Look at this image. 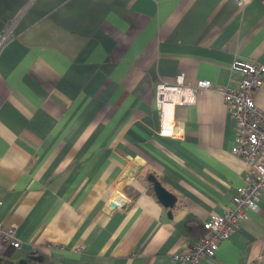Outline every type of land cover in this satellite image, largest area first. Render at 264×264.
Returning <instances> with one entry per match:
<instances>
[{
    "label": "crops",
    "instance_id": "obj_1",
    "mask_svg": "<svg viewBox=\"0 0 264 264\" xmlns=\"http://www.w3.org/2000/svg\"><path fill=\"white\" fill-rule=\"evenodd\" d=\"M5 31L0 225L22 245L0 243V264H177L244 184L222 89L235 61L264 65V0H0ZM178 75L212 85L162 136L156 87ZM260 204L208 264H264Z\"/></svg>",
    "mask_w": 264,
    "mask_h": 264
},
{
    "label": "built area",
    "instance_id": "obj_2",
    "mask_svg": "<svg viewBox=\"0 0 264 264\" xmlns=\"http://www.w3.org/2000/svg\"><path fill=\"white\" fill-rule=\"evenodd\" d=\"M243 6L248 0H235ZM11 31L0 37V49L8 42ZM232 69L240 74L238 87L222 89L228 114L237 123V134L232 153L244 164V184L237 188L232 207L221 215H212L203 223L204 235L189 249L175 252L172 259L177 264H208L216 255L221 243L230 240L241 229L250 212L261 211L264 191V111L255 101V93L264 85V65L252 61H235ZM208 80L187 85L184 75H178L173 84L159 83L156 87V106L161 115L160 135L180 137L172 115L177 106L194 105L200 89L211 88ZM0 243L21 248L22 240L17 227L0 225Z\"/></svg>",
    "mask_w": 264,
    "mask_h": 264
},
{
    "label": "water",
    "instance_id": "obj_3",
    "mask_svg": "<svg viewBox=\"0 0 264 264\" xmlns=\"http://www.w3.org/2000/svg\"><path fill=\"white\" fill-rule=\"evenodd\" d=\"M148 180L153 184V189L159 201L166 207H173L177 200L176 196L165 189L154 175H149Z\"/></svg>",
    "mask_w": 264,
    "mask_h": 264
},
{
    "label": "trees",
    "instance_id": "obj_4",
    "mask_svg": "<svg viewBox=\"0 0 264 264\" xmlns=\"http://www.w3.org/2000/svg\"><path fill=\"white\" fill-rule=\"evenodd\" d=\"M203 229H204V227H203ZM204 233H205V230H204Z\"/></svg>",
    "mask_w": 264,
    "mask_h": 264
}]
</instances>
